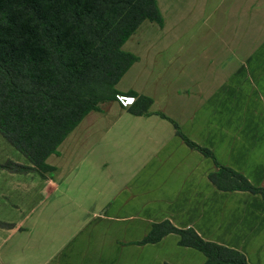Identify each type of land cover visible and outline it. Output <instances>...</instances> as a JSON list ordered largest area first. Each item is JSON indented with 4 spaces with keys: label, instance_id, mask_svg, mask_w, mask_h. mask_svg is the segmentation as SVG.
Returning <instances> with one entry per match:
<instances>
[{
    "label": "crops",
    "instance_id": "1",
    "mask_svg": "<svg viewBox=\"0 0 264 264\" xmlns=\"http://www.w3.org/2000/svg\"><path fill=\"white\" fill-rule=\"evenodd\" d=\"M155 3L162 23L144 21L124 42L136 62L115 86L150 99L149 108L134 116L109 102L46 159L53 175L9 174L29 182L9 185L19 219L0 227V264H204L176 234L140 244L163 221L264 264V201L217 190L213 162L174 127L264 188V0Z\"/></svg>",
    "mask_w": 264,
    "mask_h": 264
},
{
    "label": "trees",
    "instance_id": "2",
    "mask_svg": "<svg viewBox=\"0 0 264 264\" xmlns=\"http://www.w3.org/2000/svg\"><path fill=\"white\" fill-rule=\"evenodd\" d=\"M161 25L155 0H0V136L29 163H7L11 173H52L45 161L80 121L105 101H116L115 86L136 58L121 50L137 27ZM124 96V95H122ZM128 107L143 115L150 99L130 93ZM176 135L214 164L208 180L219 191L259 195L241 173L219 165L212 152ZM168 234L205 257L204 264H248L240 252L204 241L190 228L153 224L140 244Z\"/></svg>",
    "mask_w": 264,
    "mask_h": 264
},
{
    "label": "rangeland",
    "instance_id": "3",
    "mask_svg": "<svg viewBox=\"0 0 264 264\" xmlns=\"http://www.w3.org/2000/svg\"><path fill=\"white\" fill-rule=\"evenodd\" d=\"M143 25H147V23H143ZM109 103V101H105L103 103H100L98 106H97V110H104V108L106 107V105ZM255 127H253V134L250 133V132H247V135L248 136H254L255 135ZM263 133H264V129H263ZM253 139V138H252ZM251 141V140H250ZM239 144V143H237ZM247 145V146H250L252 145L253 146V142H245V143H242L241 145ZM247 150H248V147H247ZM20 157V154H18L15 149H13L1 136H0V194L1 193H4L3 196L6 197V199H2L1 198V195H0V227H4V228H7V226H5L6 223L8 222H14L15 220L19 219L18 217V213L15 212V210L13 209V207H11V205H14L15 202H16V198H13V197H10L7 193L9 192L8 191V188H9V185L11 186L12 184L14 185L15 183H25V182H29L28 180L26 179H21V178H16L14 176H11L9 175L11 172L7 169V168H4L5 165L7 163H13L11 160H15L16 158ZM12 158V159H11ZM16 164V163H14ZM19 165V164H17ZM21 166H24V167H28L29 164L26 162H23L22 164H20ZM15 174H19V175H34V177H36V173L35 171H28V172H24V173H15ZM45 176H51L53 175L52 173H45L44 174ZM24 189L22 190H17V192L19 191H23ZM38 202V196H33L31 198H29V202L25 207H23V209L25 208L28 209L30 208L31 206H35ZM29 211H27L28 213ZM35 214L33 217H35L39 212H37L35 210ZM26 213V214H27ZM93 226V223L90 224L87 228H86V231H87V235L89 234L91 228ZM8 236V231L6 229H0V241L4 238H7ZM9 240V239H7ZM91 240V239H90ZM88 246L91 245V242H89L87 244Z\"/></svg>",
    "mask_w": 264,
    "mask_h": 264
},
{
    "label": "built area",
    "instance_id": "4",
    "mask_svg": "<svg viewBox=\"0 0 264 264\" xmlns=\"http://www.w3.org/2000/svg\"><path fill=\"white\" fill-rule=\"evenodd\" d=\"M135 100L136 99L134 97H127V96H122V95H117L116 96V101L123 108L130 107L135 102Z\"/></svg>",
    "mask_w": 264,
    "mask_h": 264
}]
</instances>
